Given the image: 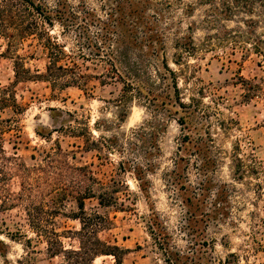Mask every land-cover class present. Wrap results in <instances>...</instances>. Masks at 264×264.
<instances>
[{"label":"rangeland","instance_id":"374dc122","mask_svg":"<svg viewBox=\"0 0 264 264\" xmlns=\"http://www.w3.org/2000/svg\"><path fill=\"white\" fill-rule=\"evenodd\" d=\"M48 1L54 5L56 0ZM172 1L175 3L173 13L166 15L169 18L170 35L167 52L171 66L175 69L181 68L173 63L177 51L172 42L178 36L192 35L195 44L201 46L206 35L220 34L224 28H228L240 35L264 39V6H261L264 3L256 2L251 5L246 0H227L224 5V0H215L219 12H227L230 19L222 18L215 23H208V18H216L213 12L215 7L209 3L210 0L202 1L204 4L199 0H183L184 4L178 0ZM63 2L81 12V17L87 14L94 21L91 26L92 35H96L104 26L103 22L108 21V12L115 4V0ZM227 6L231 9H227ZM78 22L82 21L79 19ZM64 26L56 21L51 28V34L58 37L69 49L77 48V35L80 34L81 27L74 25L64 30ZM9 43L7 36L0 35V99H9L8 106H0V120L9 119L13 124V129L4 133L6 154L13 157V162H7L6 170L13 172V175L9 176L5 185L7 191L0 192V264L62 263L60 256L53 258L48 254L45 239L37 236L27 218L30 198L40 207L43 200L51 203L54 193L42 182L39 185L36 183L33 190L35 196L26 195L24 201L14 200V196L10 195L20 191L25 172H36L39 164L48 167L51 160L58 158V146L64 150L63 156L59 157V164L88 166L99 181L109 186V191L119 187L120 199L132 206V210L120 211L114 207H101L97 197L86 199L88 212L97 209L111 216L112 228L102 231L100 236L128 249L123 264H170L161 249L155 247L148 230L147 217L152 209L157 210L173 234L174 242L181 248L186 246L187 240L179 230L183 223L182 209L172 203L170 191L163 179L164 170L172 165V158L177 152L182 136L181 126L171 119L165 132L161 134V169L149 174L148 192H143L133 172H123L120 169L119 162L123 158L127 159L128 154L108 151L105 148L100 151L89 150L86 147V138H90V134L93 139H98L101 135L110 137L121 132L130 134L151 117L148 110L134 102L127 117L119 119V110L110 101L120 93L121 85L116 82L103 84L101 80L93 78L86 91L76 86L54 91L44 78L37 76L46 72L49 62L47 51L38 41L33 38L26 39L16 48ZM186 60L192 66L184 71L189 76L188 83L183 81L184 75H181L180 86L185 92L184 97L197 94V88L205 89L204 101L211 106L213 113L211 120L215 144L223 151V162L217 178L236 186L232 215L235 225L225 224L220 229L211 227L206 232L208 237L215 238L212 254L216 260L225 259L226 264H264V168L256 164L262 162L264 166V58L255 52L244 55L241 50H237L235 55H230L220 50L218 54L207 51L198 58ZM17 61L24 65L19 67L22 76L20 79L15 76ZM84 64L88 63L84 61ZM92 67L93 64L86 71H99ZM244 80L260 83L263 87L253 98L246 99L245 94H249V87L247 88ZM216 107L222 113H217ZM221 124H224V128ZM235 145L241 148L238 156L258 170V173L248 172L243 181L233 178ZM48 152L53 153L50 160ZM58 163L54 162V165ZM50 170L56 172L55 169L49 168ZM55 172H43V176L49 180L56 178L52 185L70 184L71 177L65 175L67 173H63L61 177ZM33 179L32 182L35 183ZM83 180L82 186H88L97 196L105 191L93 180L87 177ZM127 191L131 193L128 199ZM64 203L65 207L55 217L57 230H80V222L71 218L74 212H78L75 198L68 197ZM64 242L69 248L79 246L78 240L65 238ZM114 263V256L109 255L97 257L93 264Z\"/></svg>","mask_w":264,"mask_h":264},{"label":"trees","instance_id":"16d2710c","mask_svg":"<svg viewBox=\"0 0 264 264\" xmlns=\"http://www.w3.org/2000/svg\"><path fill=\"white\" fill-rule=\"evenodd\" d=\"M178 1L184 4L183 0ZM199 1L204 4V0ZM246 2L254 5L256 2L264 3V0ZM209 3L215 7L213 12L216 18H208V23H215L222 18L230 19L227 12H219L215 0H210ZM223 4L226 5L227 0H224ZM174 6L172 0H137L136 3L131 0H115L108 12V21L103 22L104 26L96 35H92L91 26L94 21L90 20L87 14L81 17V12H77L63 0H56L54 5L48 0H0V35L7 36L9 45L13 48L22 45L26 39L33 38L38 41L47 51L49 62L46 72L37 76L44 78L54 91L70 86L85 90L90 87L93 78L101 80L103 84L116 82L121 85L120 93L110 101L119 110V119L127 117L134 102L148 110L151 117L130 134L121 132L110 137L101 135L98 139H93L90 134V138H86V147L89 150L100 151L105 148L108 151L128 154L127 159L123 158L119 162L120 169L123 172H133L143 192H148L149 174L161 169V134L165 132L171 119L181 126L182 136L177 152L172 158V165L164 170L163 179L170 191L172 203L182 209L183 223L179 230L187 244L181 248L174 242L173 234L162 215L155 209H152L147 217L148 230L155 247L161 249L170 264H226L225 259L216 260L213 256L215 238L208 237L206 232L211 227L220 229L225 224L235 225L232 215L236 186L217 178V172L223 162V151L215 144L211 120L213 113L211 106L204 101L205 89L195 88L197 94L184 97L180 79L181 75H184L183 81L189 82V76L184 71L192 65L186 59L198 58L201 53L207 51L218 54V51L222 50L226 54L235 55L237 50H241L244 55L255 52L264 58V39L240 35L228 28H224L220 34L206 35L201 46L195 44L192 35L178 36L172 42L177 51L173 63L181 68L175 69L168 58L170 35L169 18H166L169 12L173 13ZM227 9L230 10L231 7L227 6ZM67 14L70 16L67 17ZM79 19L82 22L79 23ZM56 21L65 25L64 30L74 25L81 27L82 30L77 35V48L69 49L58 37L51 34V28L55 26ZM84 61L88 64H84ZM91 64L93 69L99 71L87 72ZM20 65L24 67L17 61L15 76L19 79L22 77ZM244 81L247 88L249 87V94H245L246 99L253 98L263 87L260 83ZM8 103V98L0 99L2 108L8 106ZM216 112L222 113L217 107ZM221 125L224 128V124ZM8 129H13L11 120H0V192L7 191L5 185L9 176L13 175V172L6 170L7 162H13V157L7 156L4 148V133ZM240 149L239 145H235L233 178L243 181L248 172L256 173L258 170L238 156ZM58 150V158L51 160L48 167L39 164L36 166V172H25L20 191L10 195L14 196V200L24 201L26 195L35 196L33 190L36 183L39 185L42 182L54 193L51 203L43 200L40 207L30 198L27 218L37 236L45 239L48 254L53 258L60 256L61 264H93L97 257L109 255L114 256V264H123L128 249L100 236L102 231L112 228L111 216L97 209L88 212L86 199L97 197L101 207H114L120 211L132 210V206L120 199L119 187L109 191V186L99 181L88 166L59 164V157L63 156L64 150L61 146H58ZM47 154L49 160L53 158L52 152ZM54 162L58 164L54 165ZM261 163L256 162L264 168ZM49 168L55 169L56 172L49 171ZM43 172H55L61 177L63 173H67L65 175L71 177V182L62 186L55 183L52 185L56 178H44ZM85 177L100 184L105 191L97 196L91 188L82 186ZM127 193L126 199L131 196L130 192ZM68 197H74L76 200L78 212H74L71 218L78 220L81 227L78 231L60 232L56 228L55 217L65 207L64 201ZM65 238L78 240V248L67 247Z\"/></svg>","mask_w":264,"mask_h":264}]
</instances>
